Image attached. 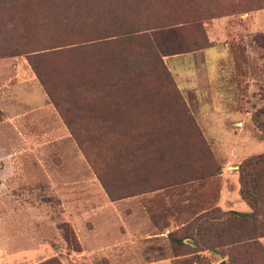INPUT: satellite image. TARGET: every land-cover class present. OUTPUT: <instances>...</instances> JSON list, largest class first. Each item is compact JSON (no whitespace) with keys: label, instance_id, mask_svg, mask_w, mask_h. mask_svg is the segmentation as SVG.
Returning a JSON list of instances; mask_svg holds the SVG:
<instances>
[{"label":"rangeland","instance_id":"obj_1","mask_svg":"<svg viewBox=\"0 0 264 264\" xmlns=\"http://www.w3.org/2000/svg\"><path fill=\"white\" fill-rule=\"evenodd\" d=\"M108 2L0 0V264H141L160 258L169 264H264L257 248L246 251L231 242L218 252L186 234L187 224L209 209L249 211L239 198L238 166L264 153L263 130L251 118L264 103V0H130L131 6L117 7L148 14L151 22L156 16L177 22L173 45L166 46L180 50L161 56L166 78L154 55L139 48L142 41L132 39L123 50L130 48L133 64L141 57L144 76L133 73L124 94L112 86L120 37L87 47L96 37L89 29L106 21L101 14L90 17L91 6ZM56 43L63 47L50 49L40 66L68 109L70 126L24 53ZM79 46L84 48L68 51ZM93 58L99 61L92 67ZM136 84L147 91H134ZM142 95L149 105L135 106ZM182 111L192 118L210 161L196 133L186 136ZM169 133L178 134L177 149L190 154L192 165L184 166L190 175H212L151 189L165 182L163 169L173 172L175 164L137 149L151 135L166 145ZM73 135L94 152L112 197ZM119 145L132 149L128 163L118 159ZM258 213L263 221L264 202ZM206 214L194 224L220 221ZM230 238L209 235L210 242ZM82 248L94 256L90 261L79 255Z\"/></svg>","mask_w":264,"mask_h":264},{"label":"trees","instance_id":"obj_2","mask_svg":"<svg viewBox=\"0 0 264 264\" xmlns=\"http://www.w3.org/2000/svg\"><path fill=\"white\" fill-rule=\"evenodd\" d=\"M80 4L85 3L87 0H79ZM110 2L104 4H96L91 6V16L96 17L99 14L104 15L106 17V21L100 26H92L89 31L96 34V37L90 39L92 41L87 45V47L91 46H99L101 44H110L116 42V37H120L119 45L121 46L120 56L114 57L113 59H117L120 62L119 68L115 69L112 73L115 74L113 77L117 79L113 80L112 86L116 87L115 93L119 92L129 93L131 90L130 85H128V80L133 73L136 72V77L141 78L144 76V71L141 70V57L137 61L136 64H133L130 59V48L123 50L124 47H129L132 39H140L142 42L139 44V48L145 49L147 53L154 55L156 62L162 68V73L168 76V73L163 68V64L161 62V56L167 54H174L180 52L179 49L170 51L166 45H173L172 33L174 32L173 25L177 22L166 23L160 22L161 17L156 16L154 22L149 21V15H144L143 12L138 10H129V11H118L117 7L124 9L128 6L130 0H109ZM137 3L146 4V0H136ZM130 5V4H129ZM131 6V5H130ZM102 7V8H99ZM131 9V8H130ZM166 31L169 33L164 34ZM165 42L167 44H165ZM63 47V44L56 43L52 44L48 47L43 48H27L24 53L27 54L28 63L31 66L33 72L38 78L40 84L42 85L46 96L50 100V102L54 105V107L61 113L63 120L70 126V121L66 118L65 113L68 109L63 108L60 105V99L57 96L54 89L50 86V83L45 79V73L42 71L40 66V58H43L45 55L49 54L50 49ZM84 48L83 46H79L73 49H68V51L72 52V50H79ZM58 49L51 50V53L54 54ZM112 58V57H111ZM37 61V64H36ZM75 61H81L79 58ZM98 58H93L92 67L96 62H98ZM119 81H121L119 83ZM139 79H137V82ZM96 79L93 82V85L96 86ZM136 84L133 87L135 91H141L145 93L147 90L143 88V86ZM115 89V88H114ZM138 89V90H137ZM177 97V95H176ZM134 105L138 107H144L149 105V100H147L146 96L142 95L137 97L134 101ZM180 117H183L186 120V124L188 123V133L187 137L196 133V139L199 146L200 152L204 155L207 161H210L209 151L204 144L203 140L197 134L196 127L192 121V118L185 112L182 111L180 113ZM253 122L263 130L264 133V103L258 108L251 116ZM193 132V133H192ZM74 134V132H73ZM77 145L83 151L84 155L87 157L91 166L95 169L97 176L105 190V192L112 197V192H110V188L107 183L103 180L101 175L98 172V169L95 168L96 160L94 157V152L89 148L88 145L85 144V141L79 140L80 138L76 135H73ZM152 137L148 140V145L146 143L143 146H140L137 150L140 154H144L148 149L146 154L152 150L154 152V156L158 162L167 163V161L175 164L174 171H168L166 168L163 169V174H167L165 182L160 184V186H155L151 189H158L167 186L177 185L186 183L188 181H192L195 179H199L201 177L211 176L212 173L207 172L205 175H190V170L185 169L184 166H190L193 160L188 154L187 149L182 150V152L177 149V142L179 140V135L176 133H169L164 141L166 145L163 144V141L159 143V138ZM153 142L157 143V146H153ZM149 146V148L147 147ZM118 159L121 158L124 163L127 162V158L132 154V149H129L126 146L119 145L117 152ZM166 165V164H165ZM97 169V170H96ZM238 182H239V196L240 199L248 206V213H240L232 210H228L226 212L220 213L216 208L209 209L204 211V215L207 216V212H210V216L217 215L216 218H220V221L217 222H208L203 221L199 224H194V221H200L204 215H198L195 220L191 221V223L187 224L186 233L188 236H196V239L202 246L205 248L213 249L215 251L222 249L218 248L220 245H224L226 243H239L237 248H242V250H250L249 248H257V254H264V248L259 243V238L264 237V220L262 221L259 215V203L264 202V153L248 157L244 159L238 166ZM218 212V214H217ZM192 223L194 226H192ZM193 227V233H192ZM216 239H219L222 236L231 237L229 242L219 243L217 241L210 242L209 235ZM235 236L236 238H232ZM178 243H181V240H177ZM251 252V251H250ZM253 254V252H251ZM53 260H48L45 262H41L38 264H53Z\"/></svg>","mask_w":264,"mask_h":264},{"label":"crops","instance_id":"obj_3","mask_svg":"<svg viewBox=\"0 0 264 264\" xmlns=\"http://www.w3.org/2000/svg\"><path fill=\"white\" fill-rule=\"evenodd\" d=\"M220 196H221V193H220ZM239 197V196H238ZM240 198V197H239ZM248 207V206H247ZM234 210V211H236V212H240V213H248L247 211L245 212V211H240V210H238L237 208H235V207H233V206H231V205H229L228 207H226V209L225 210ZM93 236V233L91 234V231H88V237H89V239H90V237H92ZM93 241H94V243H96L97 242V239L95 238V239H93ZM260 241H261V243H262V245L264 246V237H261V239H260ZM90 252L88 251V250H86V249H84V248H82L81 249V252H80V254L79 255H81V257H84L85 258V260H88V261H90V259L92 258V257H94V256H90V254H89ZM93 253H96V252H93ZM141 264H169V262L166 260V259H149V260H143V261H141L140 262Z\"/></svg>","mask_w":264,"mask_h":264},{"label":"water","instance_id":"obj_4","mask_svg":"<svg viewBox=\"0 0 264 264\" xmlns=\"http://www.w3.org/2000/svg\"><path fill=\"white\" fill-rule=\"evenodd\" d=\"M216 254V256H218V258H220L219 254L214 252ZM217 264H225L224 261L221 259L219 260V262Z\"/></svg>","mask_w":264,"mask_h":264}]
</instances>
